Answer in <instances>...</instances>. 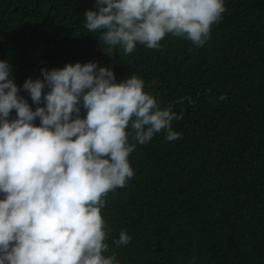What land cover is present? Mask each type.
Here are the masks:
<instances>
[{"label": "trees", "instance_id": "1", "mask_svg": "<svg viewBox=\"0 0 264 264\" xmlns=\"http://www.w3.org/2000/svg\"><path fill=\"white\" fill-rule=\"evenodd\" d=\"M224 5L201 48L169 34L161 49L109 58L84 28L95 0H0V60L18 88L42 68L96 62L183 113L172 122L181 138L137 144L134 176L106 197V255L119 264H264V0ZM121 229L132 239L117 248Z\"/></svg>", "mask_w": 264, "mask_h": 264}, {"label": "clouds", "instance_id": "2", "mask_svg": "<svg viewBox=\"0 0 264 264\" xmlns=\"http://www.w3.org/2000/svg\"><path fill=\"white\" fill-rule=\"evenodd\" d=\"M95 9L85 11L84 28L100 33L109 58L138 44L161 49L169 34L201 48L227 10L224 0H95ZM11 71L0 60V264H119L115 252L106 255V197L134 176L137 144L162 132L181 138L172 122L183 113L162 108L143 79L116 82L96 62L42 68L43 79L19 88ZM131 239L121 229L113 244Z\"/></svg>", "mask_w": 264, "mask_h": 264}]
</instances>
